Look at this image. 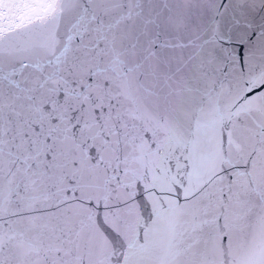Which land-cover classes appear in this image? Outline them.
Returning <instances> with one entry per match:
<instances>
[{
    "label": "snow or ice",
    "instance_id": "1",
    "mask_svg": "<svg viewBox=\"0 0 264 264\" xmlns=\"http://www.w3.org/2000/svg\"><path fill=\"white\" fill-rule=\"evenodd\" d=\"M0 264H264V0H0Z\"/></svg>",
    "mask_w": 264,
    "mask_h": 264
}]
</instances>
